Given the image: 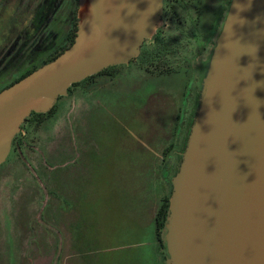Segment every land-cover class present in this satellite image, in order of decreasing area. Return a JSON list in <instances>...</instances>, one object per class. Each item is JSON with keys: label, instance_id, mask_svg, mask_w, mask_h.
<instances>
[{"label": "rangeland", "instance_id": "rangeland-1", "mask_svg": "<svg viewBox=\"0 0 264 264\" xmlns=\"http://www.w3.org/2000/svg\"><path fill=\"white\" fill-rule=\"evenodd\" d=\"M55 3L42 13L37 0L27 13L1 11L0 46L17 50L8 68L55 37L48 24ZM32 8L35 22L26 24ZM24 35L25 51L17 42ZM112 69L97 85L72 86L40 126L20 125L19 145L0 163V264H60L59 248L78 251L67 264H164L153 217L183 142L187 120L175 115L187 68L145 72L133 60Z\"/></svg>", "mask_w": 264, "mask_h": 264}, {"label": "water", "instance_id": "water-1", "mask_svg": "<svg viewBox=\"0 0 264 264\" xmlns=\"http://www.w3.org/2000/svg\"><path fill=\"white\" fill-rule=\"evenodd\" d=\"M161 0H78L72 41L0 89V163L30 112L126 64ZM170 191L164 264H264V0H229L202 71Z\"/></svg>", "mask_w": 264, "mask_h": 264}, {"label": "flooded vegetation", "instance_id": "flooded-vegetation-1", "mask_svg": "<svg viewBox=\"0 0 264 264\" xmlns=\"http://www.w3.org/2000/svg\"><path fill=\"white\" fill-rule=\"evenodd\" d=\"M34 1L35 0H23L24 3L20 4L21 0H0V13L1 11L8 10V13L11 12V14H15L18 9L22 7L24 8L23 11L26 12L27 9L29 10L31 2ZM58 1L59 0L55 3L56 6L59 3ZM228 1L229 0H161V11L158 24L152 34L142 41L138 54L129 60H136L140 69L145 72L150 69L155 70L156 68L167 71L168 69H175V67L177 68L183 65L187 68V78L180 94L181 102L178 112L175 115L176 118L179 116L178 118L180 121L187 120L186 123H184V134L186 130H188L189 121H191L196 108L198 96L197 86H199L202 71L213 45V39L223 19ZM37 2H39V0H37ZM50 3L51 0H45V8L51 9ZM59 5L60 4H58L57 9ZM57 9L54 8L50 13L48 24L51 28H53V26H51L52 18ZM36 16L35 8H32L30 18L26 24L35 22ZM54 28L56 32H58V28ZM60 34L62 35L63 33L60 32ZM196 42H198V45H196ZM178 53H180V56L176 57ZM191 56H193L192 64L189 58ZM113 66L114 65L109 66V68H103L94 73L92 80H90L92 82L88 81L85 83H88L89 86L91 83L97 85L96 78L100 76V74H107L111 77ZM199 69L200 72L198 71ZM70 89L67 88L66 95L69 94ZM23 123L24 122L21 124ZM178 152L180 151H176V153ZM66 162L67 160L64 159L62 163L65 164Z\"/></svg>", "mask_w": 264, "mask_h": 264}, {"label": "trees", "instance_id": "trees-1", "mask_svg": "<svg viewBox=\"0 0 264 264\" xmlns=\"http://www.w3.org/2000/svg\"><path fill=\"white\" fill-rule=\"evenodd\" d=\"M53 1L57 2L56 0H51V2ZM58 2H59L58 4H60L59 8L57 9L58 4L57 6L55 5L52 8V10L54 8L57 10L54 13V16L51 22V26L58 28V32H56L55 37L50 40L49 44L44 46L41 50H36L32 54L30 51H27V53H23L19 59V63L17 64V66L10 67V68L7 67L6 63L9 61L10 56L16 54L17 50H14V45H12V42L10 43V45H8V43H4L2 46H0V89L8 86L12 82L21 78L22 76H24L25 74L33 70L35 67H37L41 63L52 59L63 48H65L66 46L70 44L74 36V31L76 28V25H75L76 24L75 11L77 8L76 0H59ZM45 9L46 8L44 6V1L41 0L40 2H38V12L42 13ZM60 32L63 34L61 35ZM19 40H20L19 42L20 47L23 48L24 51L31 44L30 38H28V36L26 35H24L23 40L18 38L17 42ZM93 76L94 74L87 76L84 79L71 84L68 87V89H70L72 86L92 80ZM53 107L54 105L50 108V110H48L45 113L30 112L23 122L25 123L27 122V120H29V126L31 125L40 126L45 116L52 111ZM30 122H32L31 125H30ZM190 122L191 121H189V123ZM20 125L22 126V124ZM21 126H20L19 131L17 132V135L14 134V136L11 139V144H10L11 148L14 146V144H16L17 146L19 145V142H18L19 139H17V136L21 133L20 131H22ZM26 131L28 133V130ZM186 133H187V130H186ZM186 133L183 136V142H182L180 151L182 150V147L184 145ZM178 161H179V155H178ZM175 169H176V166L174 168V171ZM167 199H168V195H165L161 198L160 203L153 217L154 237L156 240V244L158 245L161 251H164L162 235H163V225L165 221V216L167 213Z\"/></svg>", "mask_w": 264, "mask_h": 264}, {"label": "crops", "instance_id": "crops-1", "mask_svg": "<svg viewBox=\"0 0 264 264\" xmlns=\"http://www.w3.org/2000/svg\"><path fill=\"white\" fill-rule=\"evenodd\" d=\"M63 177V176H62ZM62 192V191H61ZM61 195H62V193H61ZM63 197V196H62ZM61 197V198H62ZM64 199V198H63ZM67 225H68V223H67V217H64V216H62L61 217V221H60V226H61V229L62 230H66L67 229ZM78 226V225H77ZM78 228L80 229V227L78 226ZM80 231H81V229H80ZM80 234V233H79ZM50 242V241H49ZM60 249V264H67V262H66V259L68 258V257H70V258H74V257H77V254L76 253H78V251L75 253H73V252H61V248H59ZM72 253V254H71ZM29 263V262H28ZM82 262H77L76 263V261H71L70 262V264H81ZM48 264H51L50 263V259H48Z\"/></svg>", "mask_w": 264, "mask_h": 264}]
</instances>
